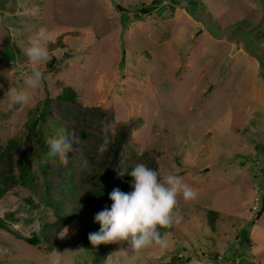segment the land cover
I'll return each instance as SVG.
<instances>
[{
    "label": "rangeland",
    "instance_id": "374dc122",
    "mask_svg": "<svg viewBox=\"0 0 264 264\" xmlns=\"http://www.w3.org/2000/svg\"><path fill=\"white\" fill-rule=\"evenodd\" d=\"M154 1L1 0L0 144L25 137L30 111L70 87L78 103L54 101L40 127L50 135L68 124L102 136L111 124L119 148L111 157L110 148L101 154L93 144L73 145L67 165L51 176L57 198L71 196L81 169L98 180L93 187L116 186L131 150L139 163L183 176L198 198L179 197L183 220L165 249L133 253L119 242L89 251L78 220L55 249L33 246L25 238L55 219L35 138L29 144L38 180L0 202L11 231L0 229V264H264V0ZM41 28L84 38L49 50L39 65L45 79L28 89L29 103L10 106L6 92L24 88L30 74L21 49ZM78 151L83 158L75 165ZM209 211L219 213L215 228Z\"/></svg>",
    "mask_w": 264,
    "mask_h": 264
},
{
    "label": "trees",
    "instance_id": "16d2710c",
    "mask_svg": "<svg viewBox=\"0 0 264 264\" xmlns=\"http://www.w3.org/2000/svg\"><path fill=\"white\" fill-rule=\"evenodd\" d=\"M158 2L159 0H155L153 4H157ZM144 13L147 14L148 12ZM55 37V42L49 44L50 51L64 48L68 40L82 41L84 38L82 34L75 33L72 30L60 32ZM52 63L53 61L48 64L50 69L52 68ZM41 71L46 72L42 69ZM54 101L76 104L78 103V93L73 88L67 87L55 98L46 99L41 110L37 108L30 111L29 120L26 123L25 137L18 135L10 139L5 145L0 144V202L16 189L33 187L38 180L37 174L32 169L33 157L30 153L31 146L29 144L33 139L38 138L42 143L40 147L41 159L39 160V164L41 179L46 189V203L55 219L52 222L43 223L40 233L34 234L31 238H25L26 242L33 246L44 242L50 250L55 249L61 234L68 228L72 221L78 220L82 229V241L87 250L92 251L109 247L112 243L93 246L89 240V233L98 232L101 227L100 223L95 221L94 216L97 212L103 210L105 206L111 207L113 201L110 200L109 193H111L114 188L118 187L123 192H130L132 190L130 184L132 177L127 173L140 162V156L134 150H131V155L124 161L123 168L126 174L120 176L116 186L106 187L98 185L93 187V184L98 180L85 169H81L79 174L75 172L77 174V181L73 182L71 186V196L68 198L62 196L57 198L55 196V187L51 176L55 171L60 169L63 163L59 158L48 156L49 149L45 141L63 132L69 139L75 137L79 140L78 144H73L74 146L87 147L89 144H93L98 150L104 138V132L102 136H99L93 131L80 130L75 132L70 125L66 124L59 127L55 134H46L44 129L40 126L42 122H45V118L49 117L51 106ZM108 137L109 144L107 150L110 148V156L112 157L119 148V142L118 140L114 141L110 131ZM25 150H27V152H25ZM74 158L76 159L74 163L76 165L77 160L83 158V155L78 151L75 153ZM82 179L86 181L88 185L81 184L80 181ZM24 201L31 206V210L36 209V205L32 199L25 198ZM263 210L264 207L262 211ZM218 215L219 213L216 211H209L207 213L208 223L213 228H215ZM260 216L261 213L258 218H260ZM6 217L12 221L14 216L10 213L6 214ZM0 229L10 231L6 228L3 219H0ZM173 229L174 226L171 228H161L159 231L161 235H163L164 233H171ZM15 235L17 236V234Z\"/></svg>",
    "mask_w": 264,
    "mask_h": 264
},
{
    "label": "clouds",
    "instance_id": "9594fccd",
    "mask_svg": "<svg viewBox=\"0 0 264 264\" xmlns=\"http://www.w3.org/2000/svg\"><path fill=\"white\" fill-rule=\"evenodd\" d=\"M55 39L52 32L41 28L29 39L28 46L21 49L31 65L30 74H25L24 88L10 87L6 92L10 97V106L29 103L28 89L39 88L45 79L39 65L49 59L47 44L54 43ZM103 131L104 138L98 148L101 154L107 150L109 131L114 135L115 128L104 124ZM78 143L77 138L69 139L63 132L45 141L48 156L59 158L64 165L68 163V153L74 151L73 144ZM125 174L124 171L120 173L121 176ZM127 174L132 177V190L123 192L117 187L109 193L113 203L110 208L105 206L95 214L94 219L101 227L98 232L89 233L91 244L127 242L128 249L133 253L152 246L167 248L168 233L161 235L159 229L179 225L183 220L179 197L182 196L185 202L195 201L198 192L177 172L161 174L143 163L136 164Z\"/></svg>",
    "mask_w": 264,
    "mask_h": 264
},
{
    "label": "built area",
    "instance_id": "2783aa9c",
    "mask_svg": "<svg viewBox=\"0 0 264 264\" xmlns=\"http://www.w3.org/2000/svg\"><path fill=\"white\" fill-rule=\"evenodd\" d=\"M260 195H261V197H262V195H264V192H260ZM260 201V199H256V202H259ZM264 202V201H263ZM261 204H262V202H261ZM258 206L256 205V203H255V205H254V208H253V210H258ZM258 211H261V210H258Z\"/></svg>",
    "mask_w": 264,
    "mask_h": 264
}]
</instances>
